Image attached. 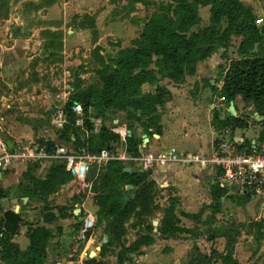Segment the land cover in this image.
I'll list each match as a JSON object with an SVG mask.
<instances>
[{"label":"crops","instance_id":"obj_1","mask_svg":"<svg viewBox=\"0 0 264 264\" xmlns=\"http://www.w3.org/2000/svg\"><path fill=\"white\" fill-rule=\"evenodd\" d=\"M42 1H35L37 4L34 2L35 4L33 5L43 6L38 8L37 12L39 13L46 10L49 11L44 17L46 26L39 28V30L38 27H35L32 36L37 38L36 44L43 51L59 54L66 53L69 50L68 41L73 36L79 37L83 36V34L87 36V32L92 33V36L96 35L98 39V33H95L98 30L99 21V17L96 16L98 14L96 9L91 12L76 13L81 17L86 16L84 17L86 21L93 22V25L86 23L82 24L83 27L77 28L68 23V16L71 14L69 13V5L72 3L70 0H58L51 6H44L45 0L42 5ZM207 7H209L207 14L211 18V6L202 8ZM56 8L59 9L53 11ZM141 35L142 33L139 39ZM0 36L5 37L0 39V49L2 51H11L16 47L18 41L15 42L13 40L12 43L11 40L7 39L9 38L8 35L2 34ZM32 39L30 37L29 41H32ZM94 45L96 46L97 42ZM120 50H127V48H120ZM231 54L232 52L229 49L219 48L211 57L200 61L196 66L195 72L186 75L179 83L169 78H158L152 83L145 81L140 87L141 91L138 94L142 99L141 101L126 99L131 101V105H134L135 102L133 114L131 113L125 120L113 119L111 122H108L107 118L105 120L106 129L111 132L112 127L107 126H110V123H114L119 130L126 133L125 138L113 132H111L112 134L101 136L99 135L100 133L89 132L87 135L84 127L81 128L79 121L77 122L79 120L78 116H76V121L72 125L73 128H76L75 132L74 130L70 133L61 131V136L57 137L53 135V127L50 124L49 133L44 134L42 131L41 137H36L38 134L34 127H38V123H43L44 127H47L46 124L48 123L43 122L42 119L45 120L46 114L51 110L56 112L59 110L61 103L66 100V94L59 98V92L63 87L60 88V91H52V89H45L40 87V85H38V89L24 86L25 88H22L17 94L8 92L14 89L13 83L21 82H11L12 76L10 75L6 81H3L11 87L6 92H4L6 85L2 88L0 127H9L11 130L10 132L7 131L9 134L7 138H3L0 132V138L6 144L7 141L11 142L10 147L7 145L10 149L15 147L18 140H22L30 144L47 146L50 153L53 152L54 147L62 143L76 152H81L84 147L90 150H97L108 146L114 154L120 152L121 147H125L133 155H140V153L144 152L159 154L165 151L175 153L181 157L186 155L193 158L196 156L207 158L215 145L214 140L223 129L231 127L232 139L240 144L256 140L264 134V117L255 110L252 104H247L242 98H236V100L228 103L222 96L224 78L229 64L232 60L241 58L233 54L231 56ZM223 55H225V58ZM33 57V55H30V58ZM9 71H5V73H9ZM43 82L44 79L39 84H43ZM146 86H150L151 91H148ZM158 88L163 89L165 94L163 104H158L153 99ZM231 103L234 105L233 111H231ZM15 108L21 110L18 119L14 118L16 114L13 115L7 112L8 109ZM107 108L109 109L107 110V112H110L109 114L117 109L113 107ZM142 109H147L146 114H142ZM92 111L93 108L90 111L88 110L87 113H92L90 115L93 116L95 113ZM105 115L108 116V113ZM224 118L242 121L247 126H224ZM69 121L68 119L67 125L70 124ZM252 130L255 132L249 134V131ZM48 131L45 130V132ZM97 138L100 141L98 143L100 146H95L98 141L96 140ZM130 141L136 147L133 151L128 146ZM113 162L120 164L123 173L128 174L126 183L118 184V182L112 184L119 191L124 203L135 202L139 198L138 191L143 185V181H150L153 187H159L164 191L165 202L169 199H174L169 200V206L171 208L170 211L177 219L186 218L192 222L194 220H191L190 216H195L198 218L196 220L201 222L205 217H215L218 212L217 208L220 209L221 207V201L226 200L230 196H235L237 200H247L251 203L259 202L258 200L247 199L238 193H229L219 189L215 183L217 176L215 167L203 165L197 161L184 162L181 160L170 162L160 165L149 173H139L132 164L124 165L118 160H112L107 167H98L104 170L101 177L107 175L108 168ZM91 170L85 180L76 179L68 172L66 163L61 157H48L36 162L16 163L6 168L0 166V264H15L14 260L18 258L17 256H12V258L9 257L10 261L6 260V245L8 247L12 246L14 253H21V258L26 260L23 254H26L32 247L37 237L43 235L48 238L44 253L40 256V259L43 258L45 260L43 264H85L86 262H88L86 264H99L102 260L105 263L109 259L107 256L112 255V252L107 251L103 247L106 242L105 236L103 238L100 237L104 234L103 231L100 232L99 230L98 233L90 237L88 235L94 230L95 221L101 217L100 205L97 204V196L99 194L93 187L92 180L94 175ZM138 176H144V180L134 181L133 183L131 180H137ZM109 182L116 181H111L109 178ZM109 186L110 184H108ZM214 191L220 193L218 201L213 200L212 193ZM74 202H76V208L73 211V215H71L68 208ZM216 202H220L218 207ZM172 203H176L175 205L177 206H174V208L171 205ZM169 206H165V209H163L164 204L160 208L157 206L158 208L154 213L156 220L153 224L155 227L159 225L158 228L151 232L152 239L149 243L138 242L140 245L139 254L130 253V258H128L126 264H141V259L137 258V255H144L146 263L151 264L159 256V249L174 248L181 241V243L192 247L194 244L200 246L204 242L203 230L197 229L199 224H197L196 220L194 224L189 223L194 227V234H191V230H189L191 225L186 226L188 231L183 229L182 232L178 233L179 238L178 236H171V234L168 235L169 232L165 234L162 231L161 224L166 218V208H169ZM137 210L139 215L142 207L137 208ZM260 210L264 212V207H260ZM89 213L95 217L94 228L87 233L84 239L82 238L81 230L84 226V219ZM137 214L135 213V215ZM135 215L132 216L134 219L138 217ZM197 237L199 238L198 240ZM50 239L54 240L52 245L48 244L51 241ZM79 239L84 242H78ZM147 239L148 237L145 238V240ZM205 240L207 243H212L207 239ZM134 242L131 244H134ZM80 249L81 252L77 260L68 258L72 257L73 253ZM226 255L227 253L215 256L213 264H224L222 258ZM89 258H91L90 263Z\"/></svg>","mask_w":264,"mask_h":264},{"label":"rangeland","instance_id":"obj_2","mask_svg":"<svg viewBox=\"0 0 264 264\" xmlns=\"http://www.w3.org/2000/svg\"><path fill=\"white\" fill-rule=\"evenodd\" d=\"M35 1L40 2L42 0H0V35H8L9 38L7 39L11 40L12 43L13 40L15 42L18 41L16 47L11 51H2L0 49V99L4 85H6L4 92L10 90L11 86L3 82L10 75L12 76L11 82L21 81L17 84L13 83L14 89L8 91L16 94L22 88H25L24 86L36 89L40 85V87L52 89V91H60V88L63 87L59 93L66 94L65 102L61 103L57 112L51 110L46 114L45 120L42 119L43 122L48 123L46 124L47 127H44L43 123H38V127H34L38 134L36 137H41L42 131L44 134L49 133V125L52 124L53 127L52 121L57 118L59 111L64 110L70 120L68 115L69 105L74 101H78L83 108L89 102L90 105L87 108L89 111L93 108L95 113L93 116L102 117L104 120L107 118L108 122L113 119L125 120L127 116H130L131 113L133 114L135 102L134 105H131V101L127 100H120L118 108L112 111L111 114H109V111L107 112L109 109L106 107V100L101 95H104L108 81L116 77L112 61L128 57L127 50H120V48L128 49L132 47V49H135L141 43L139 36L145 26L152 20V17L167 15L175 18L176 2L173 0H70L72 3L69 5V13L71 14L68 16V23L71 26L74 25L77 28H81L86 23L93 25L92 21H86V18H84L86 16L81 17L76 13L91 12L95 9L98 11L96 15L99 17L98 30L95 32L96 34L98 33V39L96 35L92 36L93 34L90 32H87V36L84 34L79 37L73 36L68 41L69 50L66 53L59 54L43 51L36 44L37 38L32 36L35 27H38L39 30V28L46 26L44 17L46 13H49L48 10L37 12L40 5H33L36 3ZM43 1L41 2L42 5ZM192 1L190 0V2ZM238 1L250 9L254 16L255 24L261 32L260 36L264 41V0ZM29 4L30 6H28ZM208 8L201 7L199 9L198 13L202 18L201 23L199 22L187 34V36L196 35L199 37V42H203L199 51L203 53L205 49L209 48V43L213 41L211 40V33L207 30L211 27L210 17L207 14ZM58 9L56 8L53 11ZM217 27L223 31L227 27V19H222L221 24ZM30 37L33 38L32 41H29ZM1 38L4 39L5 37L0 36ZM243 39V36L231 38L229 51L233 55L242 57L239 48ZM96 42L97 45L95 46L94 43ZM255 50H257V46H255ZM142 52L143 58L148 60L151 55L150 51L145 50ZM30 55L34 57L30 58ZM152 58L153 64L149 69L156 72V79L167 78L168 73L161 72L155 65V61L162 57L152 55ZM8 70H10L9 73H5ZM130 71V73H135L133 70ZM137 72H139L138 69L136 70ZM192 73L194 71H189L187 74ZM43 79V84H39ZM20 85L21 87H19ZM146 88L151 91L150 86H146ZM140 91V88L139 90L134 89L126 94L128 96L132 94L130 96L133 97L130 99L141 101L142 99L138 95ZM7 112L13 115L16 114L14 118L18 119L21 110L15 108L8 109ZM106 113H108V116L105 115ZM110 124L107 127H116L114 123ZM67 127L69 133L73 130L74 132L76 131V128L67 125L63 130L53 127V132H51L53 135L60 137L61 131H66ZM10 130L9 127H0L2 137H9L7 131L10 132ZM45 130L49 131L45 132ZM104 132L112 134L109 129L104 130ZM254 132L253 130L249 131V134ZM91 171L94 175L92 180L93 187L99 194L97 196V204L100 205L99 211L101 213L98 212L101 217L95 221V228L88 235L90 237L98 233L99 230L100 232L103 231L104 234L100 236L102 238L103 236L106 237L103 247L107 251L112 252V255L107 256L109 259L105 263L102 260L103 262L101 261L99 264H125L130 258V253L139 254L140 245L138 242L147 244L151 241V232L159 226L155 227L153 224L156 220L154 213L158 208L157 206L160 208L164 204V208H162L165 209V206L168 207L170 205L169 200L174 199H169L165 202L164 191L161 188L153 187L150 181L144 180V176H138L137 180L131 181L134 183V181L144 180L138 191L139 198L126 207H122V196L117 194L113 187H108V184H106L107 175L101 177L104 170L99 169L95 165ZM115 189L117 188L115 187ZM75 203L68 208L71 215H73V211L76 208ZM175 204L172 203L171 205L173 207L177 206ZM260 204V202L251 203L247 200H237V197L230 196L226 200L221 201V207L220 209L217 208L218 212L215 217H205L201 220L202 223L198 222L199 220H196L198 218L195 216H190V219L194 220L192 222L186 218H175L169 206V208H166V218L161 224L162 231L165 234L169 232L168 235L171 234V236L174 235L179 238L178 233L190 225L189 230H191V234H194L195 231L192 224L196 220L197 224H199L197 229L203 230L204 238L212 243H207L204 239L200 246L194 244L192 247L181 243V241V245L178 243L174 248L167 247L168 250H166L167 248L159 249V256L151 264H213L215 256H220L224 253H227L229 258L231 257L228 260L229 264H264V212L260 210V207H262V204ZM219 205L220 202H216V206L218 207ZM139 207H142V210L138 215L137 208ZM134 215L138 217L134 219L132 217ZM146 237H148L147 240H145ZM135 239H137L136 242H134ZM50 240L48 244L52 245L54 240ZM78 242L84 241L79 239ZM133 242L134 244H131ZM5 248L7 250L9 247L6 245ZM81 249L75 253L71 250L74 255L68 258L77 260ZM138 257L141 259V264H147L144 255H137ZM89 259L91 261V258ZM44 262L45 260L41 258L34 264H43Z\"/></svg>","mask_w":264,"mask_h":264},{"label":"trees","instance_id":"obj_3","mask_svg":"<svg viewBox=\"0 0 264 264\" xmlns=\"http://www.w3.org/2000/svg\"><path fill=\"white\" fill-rule=\"evenodd\" d=\"M58 0H45L44 6H51ZM177 6L175 8V18L167 15L154 16L152 20L143 29L140 44L135 49H127L128 57H123L112 61L116 77L108 81L102 98L106 100V107L118 108L119 101L132 98L126 93L132 92L134 89L139 90L141 85L147 82H155V71L149 69L153 64L152 55L161 56V59L155 61L156 67L161 72H167V78L179 83L189 71L196 70L197 64L212 56L219 48L226 50L230 47V40L234 36H243L244 39L240 44L239 51L242 57L234 59L230 62L227 69L224 85L222 90L223 98L228 102L242 98L247 104H252L255 110L264 117V41L261 32L257 28L254 16L250 9L238 0H173ZM211 6V18L208 32L211 33V41L209 48L205 52L199 51L203 42H199V37L196 35L187 36V34L200 21L199 9L201 7ZM43 6H40L41 8ZM227 19V27L222 31L217 26L222 22V19ZM257 46V50H255ZM150 51L149 59L143 58V52ZM225 58V55H223ZM139 72L136 73V70ZM133 70L135 73H130ZM139 93V92H138ZM164 91L161 88L157 89L153 99L158 104H163L165 101ZM76 102V101H74ZM71 102L69 105L68 124L72 126L76 121V116L71 111ZM78 102V101H77ZM84 107V112L87 114L88 106ZM147 109H142V114H146ZM140 119V118H138ZM155 119V118H153ZM217 119V117H216ZM223 125H232L233 127H245L244 122L232 118H224ZM264 126V123H263ZM73 127V126H72ZM102 129L101 135H107ZM69 132L68 127L66 133ZM98 140V138L96 139ZM100 141L96 142L95 146H100ZM128 146L131 150L136 149L133 142L130 141ZM105 147V146H104ZM94 148V147H93ZM109 178L116 182H109ZM128 174L123 173L122 166L117 162L110 164L107 171V182L111 187L112 184L126 183ZM115 192L120 195L117 189ZM214 201L220 199V193L215 191L212 193ZM130 203L122 201V207H126ZM48 238L44 235L39 236L34 240L32 247L23 254L26 260L22 259L21 253H14L13 247L9 246L6 250V260L10 261L12 256L18 257L14 260L15 264H34L40 256L43 255ZM229 254V253H228ZM10 257V258H9ZM231 258V257H230ZM229 255L222 258L224 264H229ZM91 262V261H90ZM126 264V263H125Z\"/></svg>","mask_w":264,"mask_h":264},{"label":"built area","instance_id":"obj_4","mask_svg":"<svg viewBox=\"0 0 264 264\" xmlns=\"http://www.w3.org/2000/svg\"><path fill=\"white\" fill-rule=\"evenodd\" d=\"M64 94L60 93L59 98ZM65 102V101H64ZM71 111L79 117L81 128L87 135L89 132L100 133L106 128V122L102 117L92 116L84 112L83 106L74 102ZM53 127L63 130L68 123L64 110L59 111L57 118L52 121ZM232 128L221 130L220 135L214 140V147L209 157H181L175 153L161 152L153 154L150 152L133 155L122 148L114 154L108 147L90 150L83 148L81 152L70 149L69 146L59 143L49 152L47 146H39L18 140L15 147L8 148L3 139L0 138V166L6 168L16 163L36 162L48 157H61L66 163L68 172L79 180H85L94 165L107 167L112 160H118L124 165L132 164L137 172L149 173L160 165L170 162L197 161L203 165L214 166L217 171L215 183L219 189L229 193H238L247 199L258 200L264 207V136L248 143H238L232 139ZM111 132L125 138L126 133L117 127H112ZM94 215H86L84 226L81 230L82 238L94 228Z\"/></svg>","mask_w":264,"mask_h":264},{"label":"water","instance_id":"obj_5","mask_svg":"<svg viewBox=\"0 0 264 264\" xmlns=\"http://www.w3.org/2000/svg\"><path fill=\"white\" fill-rule=\"evenodd\" d=\"M234 110V105L233 103H231V111ZM7 145L10 147L11 146V142L10 141H7Z\"/></svg>","mask_w":264,"mask_h":264}]
</instances>
